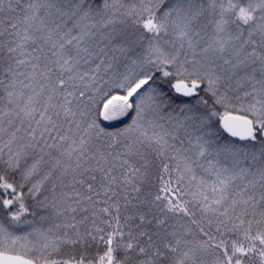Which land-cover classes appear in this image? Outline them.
Returning <instances> with one entry per match:
<instances>
[{
    "label": "snow or ice",
    "instance_id": "snow-or-ice-1",
    "mask_svg": "<svg viewBox=\"0 0 264 264\" xmlns=\"http://www.w3.org/2000/svg\"><path fill=\"white\" fill-rule=\"evenodd\" d=\"M0 264H264V0H0Z\"/></svg>",
    "mask_w": 264,
    "mask_h": 264
}]
</instances>
